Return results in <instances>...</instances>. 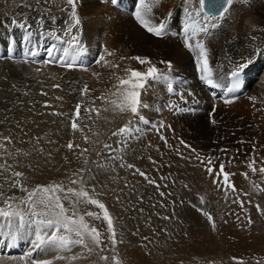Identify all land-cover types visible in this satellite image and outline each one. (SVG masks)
Wrapping results in <instances>:
<instances>
[{
	"label": "bare ground",
	"instance_id": "1",
	"mask_svg": "<svg viewBox=\"0 0 264 264\" xmlns=\"http://www.w3.org/2000/svg\"><path fill=\"white\" fill-rule=\"evenodd\" d=\"M24 3L33 6L37 3V0H16L15 5L9 12L12 13L11 17L0 19L1 48L5 47L10 41H14L15 38L21 36L25 31L19 27L18 23H12L16 16L19 17V20H17L18 22H21L20 19L24 21V18L27 17V23L32 25L31 30L33 34L41 37L40 30L36 28L32 18L37 17L39 11L44 7H49L51 9V14L55 15L57 20L56 24L53 25L52 22L45 17L44 27L47 30L53 28L63 29L65 27L64 22L68 17L66 12L60 10V6L66 7V5L63 4V0H48L47 4L44 3V0H40V3H37L40 9L37 10L33 9V7L31 9L22 7L21 5ZM237 3L238 2L234 0L229 14L221 22L220 26L212 30L211 35L206 38V44L210 52V64L216 80L231 72L235 63L240 62L242 57L252 58L253 61L243 71L246 80L243 86V93L237 96L236 99H233L231 103L225 104L224 101L212 97L207 85L200 81L199 73L195 66L194 56L183 46L181 35H179L183 17L182 0H161L160 4L154 9L153 19L157 23L161 19H166L169 11L172 12V17L168 19L169 34L163 38H157L142 29L133 19L131 15L132 12L115 8L107 1L102 3L101 0H78L77 11L81 18L80 42L85 49L84 53L88 56V62L83 67L72 69L83 70L87 69L88 66H92L94 64V59H99L100 55L104 54L105 49L113 52L114 55L116 54L115 57L117 58V62H119L120 57H124L122 54L124 46L131 48L130 55H135L140 52V57L148 58L161 71L166 72L168 69L167 64L163 63L160 65L158 64L159 61H170L173 66L171 76L173 77L172 83L174 92L172 94H169L164 82L155 83L152 81H149L146 91L142 94V100L151 107L141 110L142 115H144L149 123H140V129L142 130L140 132V155L138 153V146L135 143L131 145L130 149H126L122 153L124 158H128L130 164L139 165L138 163H140V170L144 171L149 178L173 177L184 179L192 176L201 177L204 174V169L197 166L198 162L194 159V153L191 147L185 148L184 145L180 144V140H183L187 145L189 141L201 143L204 140H208L210 142L207 144L211 146L212 149L207 150L201 147L200 154L203 156H214L213 151L215 150V156L225 161H227L229 157H233V153L242 155L246 150H251L253 145L260 146L255 143L253 144V142L260 143V141L255 140L250 134V127L258 125V122L250 121L249 115L253 108L264 104V56H253L255 46L264 49V30H262L264 29V20L261 19L262 15H264V2L259 0L257 6L255 5L256 7L249 5V8H246L245 11L247 14L254 12L253 17H247L248 23H245L243 19H241L242 17L239 16L241 13L239 14L240 9L238 6L241 3ZM13 15H15V17ZM121 15L125 16L126 21L131 24L132 28L130 32L123 35L116 34L114 25V21H116L114 18L120 17ZM239 18L241 20H239ZM240 25L248 29L240 30ZM172 33H176V35ZM58 34L62 35V33ZM252 37H256V40L253 41L251 39ZM47 40L57 42L50 36H47L45 41ZM139 47L140 50L138 49ZM93 55H97V59L94 58ZM114 55L106 56L105 58L110 59ZM25 63L31 65L28 66L25 65ZM43 64L44 62L32 63L29 61H8L0 59V66H25L26 69L24 72L27 76H33L35 78V83L32 87L38 89L42 86L45 93H47V95H40L37 90L32 92L24 87H18L15 78L4 76L3 71L0 70V110L4 108V103L14 108L6 128L7 130L8 128L13 129V133L8 132V135L11 134L14 141L13 144L9 145V151L21 148L22 151L32 152L35 141L31 138L42 137L43 130L45 129L44 127L52 125L41 124L40 121H37L42 119H47L46 121H48V108L41 104L43 97H47L50 100V105L52 107L49 108L52 110L70 107L72 111H75V104L81 100L78 86L74 84V70L71 72L72 69L69 70L68 68L58 67L53 63ZM147 66L148 65L140 64V71H144ZM37 69H39V71H37ZM57 80L60 81L62 86L59 87V91H53L56 89L50 88L48 85ZM73 89L76 90L73 91ZM93 90H96L95 87ZM57 94L62 95L63 100L60 101L65 106H60L59 102H57ZM91 95L94 97L93 93H91ZM181 95L184 100H181ZM253 97L255 100L251 99ZM83 99L85 103L82 105V111L84 106H88V97H84ZM184 101H187V104H185ZM193 101H196V103ZM100 103L101 102L97 100L95 106L99 107ZM169 103L196 110L194 112L174 113L173 110L166 107ZM213 109L215 110L213 111ZM201 112H206L208 116H200ZM37 113L40 114L37 115ZM69 115L71 116V113H69ZM102 115L108 116L109 121L112 122L110 113H102ZM215 115H219L226 120L221 127H216L212 123V120L216 121L218 119L213 117ZM93 116H95V114H93ZM129 116L130 115H127V118H129ZM120 118L117 116L115 121H121ZM230 119H233L237 123L234 124L233 122V124H228L231 122ZM64 120L67 119L63 118L58 121L55 126L53 125L50 127V129L53 128L52 130L49 129L53 136H50L51 139L49 140L59 142L66 138L68 135L66 131L70 130H67L68 127L67 124H64L66 122ZM18 122L20 127H17V125L15 126ZM161 122L165 127L157 131ZM110 123H106L103 119L96 121V126L103 133L100 137L101 140L107 133ZM88 124L92 125V121L88 122ZM59 127L60 129L57 135L54 134V131ZM214 127L216 130L215 133L212 131ZM77 133L79 137H82L79 132ZM85 133L90 135L87 128L85 129ZM0 134H4L2 127H0ZM160 135L166 137L167 145L160 139ZM50 137L48 136V138ZM248 139L253 141L249 145L247 144ZM20 141H23V143ZM241 141H243V143H241ZM41 142L42 139L39 145ZM216 142H219V147L227 151L219 153L215 147L213 149V143ZM17 144H20V147ZM44 146L46 145L44 144ZM193 147L196 148V146ZM184 149L189 150L188 156ZM73 155V153H68L66 156L68 160H72ZM19 157L21 156H18L16 160L9 158L7 160H11L10 164L18 167L17 159ZM182 157H192V159H184ZM5 159V157L0 158V162ZM137 165L135 168L138 167ZM39 173L40 172H38V174ZM26 174L31 177V183L35 184L33 180L35 178L31 176L32 174L30 173V175L29 172ZM42 174L44 176L43 181L55 179L54 175H50L44 170H42ZM153 174L157 175L152 176ZM140 179H143V177L140 176ZM94 181L97 188L102 186L100 180L95 179ZM191 181L192 180H189L187 184L188 187H190ZM0 182H3L2 177H0ZM207 186L209 187L210 184H207ZM140 197H142L140 200L141 206L144 208L140 210V226L142 227L146 219L152 216L153 211L149 203L143 200L144 195ZM230 197L236 198L234 194ZM101 200L102 202H106V197L102 195ZM240 200L244 202L245 208L254 205L253 208L255 213L262 216V214L256 211L255 205L259 204L261 208L264 209V193L255 192L254 196L249 200L251 203L244 201L241 197ZM232 201L231 199V204H234ZM171 204L174 206L173 214L178 215L183 203L172 193L166 194L164 200L160 204L161 208L158 206L156 210L160 209L161 213L165 208H169ZM111 207L110 205L108 207L110 213H112V215H117L118 213ZM233 209L238 210L239 213L243 212L238 204H234ZM214 215L218 217L216 214ZM159 222V219L157 220L155 217L151 218V225H153V223L159 225ZM177 229H182L184 232L182 231L180 234L184 233L187 239L180 247L175 248L177 252H181L182 250L193 251L198 247L194 239H208L210 225L207 223V220L204 219L202 224L184 223L178 225ZM157 233L159 234L157 243L162 250V257L158 256L156 259L159 258L158 260H160L163 258L164 261V258H167L173 252V247L170 245V242L177 240L178 236L176 232H173L168 233L169 237L172 238H167L161 235L159 229ZM30 247V238L26 235L18 237L11 246H9L4 238H0V264H28L27 260L21 261L20 257L24 256L25 253L30 250ZM36 255V253L33 254L34 257ZM52 255L53 253H48L47 256L41 254L39 258H51ZM140 258H142L140 260L143 264H151L155 261L153 255L149 253L141 254ZM149 258H151V263L145 261ZM60 264H62V262H60ZM78 264L88 263L86 260H80Z\"/></svg>",
	"mask_w": 264,
	"mask_h": 264
},
{
	"label": "snow or ice",
	"instance_id": "2",
	"mask_svg": "<svg viewBox=\"0 0 264 264\" xmlns=\"http://www.w3.org/2000/svg\"><path fill=\"white\" fill-rule=\"evenodd\" d=\"M105 2V0H101ZM161 0H135L134 10L131 15L136 23L149 34L163 38L169 34L168 19L172 17V12L169 11L166 19H161L158 23L153 19V11L160 4ZM40 3V0H37ZM47 4L48 0H44ZM63 4L60 6L62 12L67 13V19L65 20V27L63 29H49L45 32V17H47L53 25L56 24L57 17L51 14L49 7H44L39 11L38 16L35 18L37 28L40 30L41 36L47 35L54 38L57 42L66 44L62 54L56 57L57 45L46 49L49 59L44 61V64L58 63L62 67L72 69L76 66V61L79 56L84 52V47L80 42L81 35V18L77 11L78 0H63ZM112 5H117L118 0H111ZM234 4V0H182V27L179 35H181L183 46L193 54L195 60V66L199 73V79L211 88H220L221 84L214 78V72L210 64V52L206 44V38L211 35L212 30L218 28L221 22L229 14L230 8ZM22 7L32 8L33 6L28 3L21 5ZM13 24H19V27L24 29L23 39L25 41L30 40L33 35L32 25L27 23V17L23 22L17 20L12 21ZM264 30V29H262ZM58 33H62L58 34ZM176 35V33H172ZM253 41L256 37L251 38ZM11 43L9 44V50H11ZM72 50L70 55L69 50ZM30 55L35 57L37 53L30 51ZM114 55L113 52L104 50V54L100 55L96 63L103 68L116 69L119 65L113 61L107 60L106 56ZM253 56H264V49L259 46L254 47ZM126 59L120 57V60ZM127 59L135 60L141 65H148L144 71L135 70L132 68H125L124 76L117 75L112 71L109 75V79L114 81L111 87L104 92H101L99 96L93 97L91 93L94 91L89 88V85L85 82L80 89L81 100L74 106L75 111L69 115L67 112L53 111L50 114L56 117H63L70 119V128L73 133L79 132L83 137L86 144L91 145L90 148H81L79 144H74L69 140L66 147L69 151L78 149V152L73 151V154L77 158L83 157L84 167L70 171L67 183L64 181H52L47 184L31 183V177L26 174L25 171L17 170V167L13 164H9L7 160L0 163V177L3 178V182H0V238H4L9 246L21 236H28L30 238L31 247L30 250L20 257L21 261H28V264H78L81 259H85L92 255L98 257L100 264H123V261L119 258L117 245L122 243V240L118 238L117 229L115 226V217L110 213L108 207L100 199L103 193L98 190L97 185L91 183L96 179L93 175V168L89 166V160L87 153L96 150L97 145H102L99 151H96L98 157L102 156L104 151L108 152V160L116 161L120 160L119 167L135 169L134 174H138L143 177L148 184L155 185L159 189V185L156 181L150 179L148 175L135 165L123 162L122 153L129 145V141L138 138V134L142 131L138 126L139 123L148 124L149 121L142 115L141 110L151 107L149 104L142 100V94L146 91L149 81L160 83L164 82L167 86L169 93L174 92L173 77L171 72L173 66L170 61H161V63L167 64L168 71H161L146 57L132 56ZM252 58H241L240 62L235 63L233 70L230 73L231 85L226 88L224 96L238 92L241 89V74L244 69L252 63ZM87 71V69H84ZM39 71V69H37ZM95 77H99L100 73L94 72L92 74ZM14 87V85H13ZM54 88H59V84L53 85ZM76 89H73L75 91ZM47 95V93H41ZM191 94V93H190ZM84 97H88V106L83 107L84 115H81L82 105H84ZM57 100H63V97H56ZM255 100V98H251ZM100 101V106L97 107L96 101ZM181 100H184L181 95ZM196 103V101H193ZM232 100L224 99L225 104L231 103ZM187 104V101H184ZM44 107H52L45 102ZM170 110L174 113L182 112H194L196 109L188 107H180L179 105L167 104ZM215 109H213L214 111ZM102 113H110L114 118L122 116L123 114H130L129 120L122 126L111 131V137H118L116 141V147H113L111 143L104 142L100 139L103 135L102 131L96 126V121L103 119L106 123H110L108 116L102 115ZM40 113H37L39 115ZM95 114V116H93ZM7 120L0 121L4 123ZM136 121L134 123L133 121ZM87 121H92V125H89ZM55 123V121H53ZM215 124L216 121L212 120ZM17 127H20L19 122ZM165 125L161 122L157 128V131L164 128ZM170 127V126H168ZM88 129V133H85V129ZM109 137V139L111 138ZM35 141L33 144V152L40 153L46 157L45 163H53V153L51 150L45 153L44 149L38 147L39 142L43 137L31 138ZM160 139L167 145V139L165 136L160 135ZM5 142L9 145L13 144V138L11 134H0V150L9 159L16 160L18 156L29 157L32 152L22 151L16 148L14 151H9L5 147ZM23 143V141H20ZM31 142V141H30ZM49 144L55 143L53 140H48ZM243 143V141H241ZM180 144L185 148H189L183 140H180ZM61 147H64L62 145ZM179 152V150L177 149ZM221 152L227 150L221 149ZM195 153L194 159L198 162L197 166L202 167L208 176L213 177L211 183L216 186L218 190H223L224 199L227 200L229 192L236 193L237 189L231 182L230 177L235 173L226 171V165H232L234 163V157H229L227 161L216 156H203L200 153H196L195 149H192ZM256 148L253 145V154H255ZM0 158H3L0 156ZM184 159H192V157H182ZM65 163H71L67 156L64 158ZM151 159V158H149ZM219 162L218 171L215 168V164ZM92 165L96 169H104L115 172L116 169L111 167L110 163L92 161ZM154 163V161H153ZM19 162L17 161V166ZM257 164L254 156L249 157L247 162V168L253 175L257 172L264 178V158L260 160V166ZM26 168L31 171H35L32 164L25 165ZM241 175L249 180L248 173H241ZM252 185V191L258 193H264V187L260 186V183L249 180ZM125 187H128L126 184ZM188 188V185H184ZM13 190L20 192L22 195H16ZM161 196L164 193H160ZM248 195V193H244ZM142 199V197H138ZM117 203H121L120 196H116ZM206 200L204 196L199 197V204L205 205ZM234 204H238L240 209L247 214L248 209L245 208L244 202L240 200L239 196L232 201ZM251 203V201H248ZM93 206L99 211H81V206ZM203 217L206 218L207 223L211 226L212 231L217 230V224L209 211L203 207L192 205ZM256 211L264 215V209L259 204L255 205ZM163 219L168 220L169 217L165 216ZM237 220H241L240 215H236ZM102 220L106 224L107 244L105 243L104 233L98 230L92 221ZM225 224L227 220L223 221ZM252 220L247 217V225L250 226ZM79 248L80 251L73 252V249ZM111 251L112 255L109 257L104 253ZM37 255L34 257L33 254ZM48 253H53L51 258L41 259V254L47 256ZM236 264H245L243 260L236 257L231 258ZM209 264H214L213 261H209ZM257 264H261V261H257Z\"/></svg>",
	"mask_w": 264,
	"mask_h": 264
},
{
	"label": "rangeland",
	"instance_id": "3",
	"mask_svg": "<svg viewBox=\"0 0 264 264\" xmlns=\"http://www.w3.org/2000/svg\"><path fill=\"white\" fill-rule=\"evenodd\" d=\"M15 1L16 0H0V19H3L5 17L8 18L11 17L12 13L9 12L10 9L15 5ZM235 1L238 2L237 4L241 3L238 6L240 9L239 14L241 13L239 16L242 17L241 19H243L245 23H248L249 21L247 17L250 16L253 17L254 12L253 13L251 12L252 14L251 13L247 14L245 10L246 8H249V5L256 7L259 0H235ZM261 1L264 2V0ZM33 9L37 10L40 9V7L37 3H35V5H33ZM13 16L15 17V15ZM35 18L36 17L32 18L34 23H35ZM15 19L19 20V17L16 16ZM241 19L239 18V20ZM261 19L264 20V15H262ZM114 20H116L114 21L116 34L123 35L131 31L132 29L131 24L128 21H126L125 16L121 15L120 17L114 18ZM20 21L23 22L21 19ZM239 29L243 30L248 28L240 25ZM44 30L45 32L47 31L45 27ZM41 38H44L46 40L47 35L41 36ZM138 49L140 50V47ZM130 52H131V48L124 46L122 49V54L126 59L122 61L119 59V62H117V58L115 57L116 54L112 58L107 59L119 65L116 69L103 68L96 63L97 60L95 59H94V64L92 66L87 67V71H85L84 69L83 70L72 69L71 72L73 70L75 71L74 84L78 86L79 94H80V89L82 88L83 84L86 82L89 85L90 89H93L95 87L96 90L92 92L94 97L99 96L101 92H104L107 89H109L112 83H114V81L109 79V75L112 71H114L117 75L120 76L125 75L124 72L125 68H132L140 71V64L137 61L127 59L132 56L140 57V52H138L135 55H130ZM96 57L97 55L94 56V58ZM158 64L162 65L163 63L159 61ZM25 65L30 66L31 64L25 63ZM43 65H38V66H43ZM25 69H26L25 66H5V65L0 66V70L3 71L4 76L13 77L16 79V85L18 87H24L32 92L37 90V92L40 95H42L41 94L42 92L45 93V90L42 88V86L38 89L32 87L35 83V78L33 76H27V74L24 72ZM94 72L100 73V76L99 77L93 76L92 74ZM55 84H59L60 86H62V84L58 80L53 81L48 86L50 88L56 89L53 91H59V88L53 87V85ZM56 97H62V95L57 94ZM45 102H47V104L50 105V100L47 97L42 98L41 100L42 106H44ZM57 102H59L60 106H65L63 103H61L60 100H57ZM47 108H48V115H47L48 121H46L47 119H42L37 121H40L41 124H46V125L52 124V125H50L49 127L48 126L44 127L45 128L43 130L44 135L42 134L43 139L42 142L40 143V145L41 144L42 145L41 146L38 145V147L43 148L45 153L48 152L49 150L52 151L53 163L51 164L45 163L46 157L44 155L32 151L31 156L29 157L21 156L17 159V161L19 162L18 164L19 168L17 167V170L21 169V171H25L26 173L29 172V174L31 173L32 175L31 174L30 175L35 178L33 179L35 184L36 183L47 184L52 181H57V182L64 181L65 183H67V178L70 171L84 167V163H83L84 158L83 157L77 158L76 155H73L72 156L73 159L69 160L71 161V163H65L63 158L68 153H73V151L75 152L79 151L78 149L69 151L66 147L67 142L71 140L73 141L74 144H79L81 148H90L91 145L86 144L83 140V137H79V134L77 132L73 133L71 131L70 119L64 120L66 121L64 124H67L68 127L67 130H70V131H66L68 134L66 138H64L59 142L49 144L48 140L51 139V137L53 136L52 133L49 131L50 127L53 125L55 126L58 123V121L63 119V117H56L51 115L50 113L55 110V111H62L72 114L74 111H72L70 107H64L54 110L50 109L49 107ZM13 110L14 108H12L7 103H4V108L0 110V121L5 120V117H7V120L4 123H0V127L3 128V133H4L3 135H8V132L13 133V129L11 128H8V130L6 129L7 123L11 118V112ZM81 115H84V112L82 110H81ZM123 115L119 116V118L121 117L120 118L121 121L116 122L115 118L113 119L112 115L110 114V118L112 119V122L108 125V131L102 138V141L111 143L113 147H116V141L118 137H111V131L122 126L130 118V116L129 118H127V115L130 114L127 115L123 114ZM200 116L207 117L208 114L206 112H201ZM213 117L218 118L216 120V123L214 124L216 127H221L222 124L226 122V120L219 115H215ZM249 118L251 119L250 121L258 122V125L250 127V134L255 140L260 141V143L253 142L252 140L248 139L247 144L249 145L251 144V142H253V144L255 143L260 146H255L256 148L255 154H253V148L251 150H246V152L242 155H236L235 153L232 154L233 157L235 158L234 163L232 165H226V171L235 173V175L230 177V179L231 182L234 184L235 188L237 189V192L236 193L229 192V197L227 200L224 199L223 190H218L216 186L211 183L213 177L208 176V174L205 171L201 177L192 176L184 179H178L173 177H153V178L151 177L150 179L155 180L156 184L159 185V189H157L155 185L148 184L144 178L140 179V175L134 174L135 169L119 167L121 163L120 160L109 161L107 159L108 158L107 151H104L102 156L98 157L96 155V151H99L102 148V145H97L96 150L90 151L86 154L89 160V166L93 168V175L96 176L97 180L101 181L102 186H99L98 190L101 191L103 195L106 197V202L103 203H105L106 206L108 205V207L109 205L112 206L111 208H114L115 211L118 213L117 215H113V216L114 217L116 216L115 226L117 229L118 238L122 240V243H119L117 245V249L119 253V258L123 261V264H143V262L140 260L142 259L140 258V255L146 253L153 255V258L156 261V263L155 261L154 263H151V258L145 260L150 262L151 264H209V261H213L214 264H236V262L231 259L232 257H236L240 260H243L245 264H257L258 260L261 261V264H264V235H263L264 216L263 215L259 216L258 214L255 213L253 208L254 205L246 207L248 209L247 214H245L244 212L239 213L238 210L233 209L234 204H231V199L234 200V198L230 197L232 194H234L235 196L241 197L244 201H249L255 194V192L252 191V185L249 183V180L255 181L256 183H260V186L262 185L261 187H264V178L261 177L259 172H257L256 175H253L246 166L247 162H249L250 156H254V158L256 159L257 164L255 166L257 167L260 166L261 158H264V104L259 107L253 108L250 112ZM53 121H55V123ZM88 122L90 121H87V123ZM133 122L136 123V121ZM233 122L234 124L237 123L232 119L231 122L228 124H233ZM16 125L17 123L15 124V126ZM138 126L140 127V123ZM59 129L60 127L56 131L53 130L54 134L57 135ZM212 131L214 133L216 132L215 127L212 128ZM48 136L51 137L48 138ZM109 137L111 138L109 139ZM209 142L210 141L208 140L207 141L204 140L201 143H195L189 141L188 145L191 147V150L195 149L196 153H200L201 147L207 150L212 149V147L207 144ZM133 143L137 144L138 153L140 155V133L138 134L137 139H132L129 141V145L126 149H130ZM44 144L46 146H44ZM218 144L219 142L213 143V149L215 147L220 153L221 152L220 150L222 148L219 147ZM17 145L20 147V144ZM62 145H64V147H61ZM193 146H196V148H194ZM5 147L9 150V144H7L6 142H5ZM184 150L186 152V155L188 156L189 150L188 149H184ZM213 154L215 156V150L213 151ZM0 156L5 157L6 158L5 160L8 159V157H6V155L3 154L2 150H0ZM4 161H1L0 163H3ZM92 161L110 163L111 167L115 168L116 171L113 172L110 169H108L107 171L104 169H96L95 166L92 165L91 163ZM7 162L10 164L11 160L10 161L7 160ZM123 162L129 163L128 158L123 157ZM29 163H31L33 168L36 169L35 171H31L30 169L25 167V165H28ZM138 164L139 165L136 164L138 166L136 168L140 169V163ZM215 168L218 171L219 169L218 162L215 164ZM42 170L48 172L50 175H54L55 179L43 181L44 176L42 174ZM38 172L40 173L38 174ZM245 172L248 173L249 180H246L241 175V173H245ZM156 175L157 174H153L152 176H156ZM189 180H192L190 187L185 188L184 185L188 184ZM91 183L95 184V181H91ZM126 184L128 185V187H125ZM207 184H210V186L208 187ZM13 192L18 196L22 195L20 192L16 190H13ZM161 192L164 193L163 196L160 195ZM167 193L174 194L178 198V200L181 203H183L180 211L178 212V215L173 214L174 206L172 204L170 205L169 208H165L164 211L161 213H160V209L156 210L158 206L161 208L160 204L164 200ZM244 193H248V195H244ZM117 195L120 196L121 203H117L116 201ZM141 195H144L143 200L149 203V206L153 211L152 216L146 219L142 227L140 226V213H141L140 210H143L144 208L143 206H141V202H140L141 199H138V197H140ZM200 196L205 197L206 200L205 205L199 204ZM192 205L203 207L205 210L209 211L217 224V230L212 231L210 226V232H208V239L206 240L194 239V241L198 244V247L195 250L193 251L182 250L181 252H177L175 248L180 247V245L187 240L186 235L184 233H183L184 235L180 234L183 230L177 229V226L184 223L202 224L204 222V219H206L199 212H197L196 209L192 207ZM89 210L99 211L98 209H95L93 206L90 205L81 206L82 212ZM214 214H216L218 217H215ZM237 214L242 217L241 220L236 219ZM165 216L169 217V219L168 220L163 219V217ZM152 217L157 218V220L159 219L160 221L159 225H157L156 223H153V225H151ZM247 217H250L252 220V224L250 226L247 225ZM224 220H227L228 223L225 224L223 222ZM92 223L95 224V226L98 228L99 231L104 233L105 243L107 244L108 242H107L106 224L102 220L92 221ZM158 229L160 230L161 235L167 238H172L169 237L168 233H173V232L174 233L176 232V235L178 236L177 240H175L174 242H170V245L173 247V252L167 258H164V261L163 258L160 260H158L159 258L156 259V257L161 256V252H162L160 246L157 243V238L159 237V234L157 233ZM78 251H80L79 248L73 249V252H78ZM104 254L111 257L112 252L106 251ZM81 260H86L88 264H100V262L98 261V257L96 255H92L90 257ZM62 264H64V262H62ZM109 264H111L110 261Z\"/></svg>",
	"mask_w": 264,
	"mask_h": 264
}]
</instances>
